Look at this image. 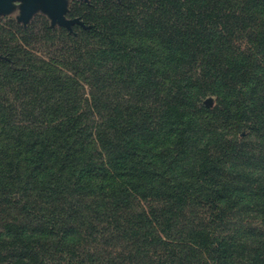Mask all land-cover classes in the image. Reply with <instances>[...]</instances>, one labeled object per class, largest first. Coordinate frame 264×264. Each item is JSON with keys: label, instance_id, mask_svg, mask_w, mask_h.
I'll return each mask as SVG.
<instances>
[{"label": "trees", "instance_id": "16d2710c", "mask_svg": "<svg viewBox=\"0 0 264 264\" xmlns=\"http://www.w3.org/2000/svg\"><path fill=\"white\" fill-rule=\"evenodd\" d=\"M70 16L0 26V264H264V0Z\"/></svg>", "mask_w": 264, "mask_h": 264}, {"label": "water", "instance_id": "95a60500", "mask_svg": "<svg viewBox=\"0 0 264 264\" xmlns=\"http://www.w3.org/2000/svg\"><path fill=\"white\" fill-rule=\"evenodd\" d=\"M89 1V0H83ZM18 3L20 14L18 20L25 25L30 22L32 17L39 11L47 14L51 19L52 26H64L70 32H73V25L80 24L86 29L92 28L86 25L80 18H68L69 0H0V16L10 14ZM214 98L208 97L205 100L207 105H213Z\"/></svg>", "mask_w": 264, "mask_h": 264}, {"label": "rangeland", "instance_id": "374dc122", "mask_svg": "<svg viewBox=\"0 0 264 264\" xmlns=\"http://www.w3.org/2000/svg\"><path fill=\"white\" fill-rule=\"evenodd\" d=\"M89 1H91V0H89ZM83 2H87V1H83V0H69V5H68L69 10L67 12V17L68 18H74V17L70 16L71 15V10L75 9V7H79V6L82 7V3ZM19 14H20V9H19L18 3H17L15 9L10 14L0 16V26H3L7 30L14 31V32H18L19 31L18 26L16 24H19V26L21 25L24 28H26L30 24L34 23L35 26L37 28H39V29L46 28V25H49L53 29L63 28L64 27V26H59V25H56V26L53 27L52 24H51V19L48 17L47 14L43 13L42 11L37 12L32 17L30 22L28 24H26V25L23 22L18 20ZM75 18H77V17H75ZM78 18H80V17H78ZM9 22H13V23L16 22V23L13 24L14 28L11 29V28L6 26V24H9ZM75 25L76 24H74L73 27H75ZM64 28H66V27H64ZM7 59H9L8 56L3 55V54L0 53V60H7Z\"/></svg>", "mask_w": 264, "mask_h": 264}]
</instances>
